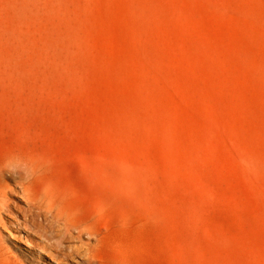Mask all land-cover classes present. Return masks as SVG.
Listing matches in <instances>:
<instances>
[{
  "label": "rangeland",
  "instance_id": "obj_1",
  "mask_svg": "<svg viewBox=\"0 0 264 264\" xmlns=\"http://www.w3.org/2000/svg\"><path fill=\"white\" fill-rule=\"evenodd\" d=\"M12 158L85 231L0 264H264V0H0Z\"/></svg>",
  "mask_w": 264,
  "mask_h": 264
},
{
  "label": "bare ground",
  "instance_id": "obj_2",
  "mask_svg": "<svg viewBox=\"0 0 264 264\" xmlns=\"http://www.w3.org/2000/svg\"><path fill=\"white\" fill-rule=\"evenodd\" d=\"M4 174L14 186L6 185L0 190V223L6 227V223L1 219L2 214L15 216L20 225L30 224L34 228H42L43 236L49 241L58 243L66 238H80L83 236L85 228L77 223L62 209L56 202H50V195L37 193L34 183L38 178V167L36 163L25 158H12L5 162ZM39 192V190H38ZM20 195L24 201V207L15 205L9 198L12 194ZM42 193V194H41ZM46 206V208H45ZM32 247L33 245L29 243ZM77 248V247H76ZM58 254L65 257V251Z\"/></svg>",
  "mask_w": 264,
  "mask_h": 264
}]
</instances>
